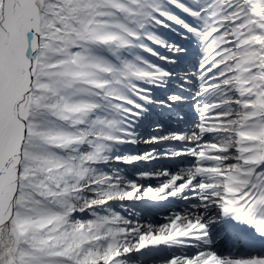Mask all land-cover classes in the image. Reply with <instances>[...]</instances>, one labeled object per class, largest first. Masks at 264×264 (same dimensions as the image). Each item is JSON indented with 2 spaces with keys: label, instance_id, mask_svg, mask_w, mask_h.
Wrapping results in <instances>:
<instances>
[{
  "label": "snow or ice",
  "instance_id": "obj_1",
  "mask_svg": "<svg viewBox=\"0 0 264 264\" xmlns=\"http://www.w3.org/2000/svg\"><path fill=\"white\" fill-rule=\"evenodd\" d=\"M0 264H264V0H0Z\"/></svg>",
  "mask_w": 264,
  "mask_h": 264
}]
</instances>
